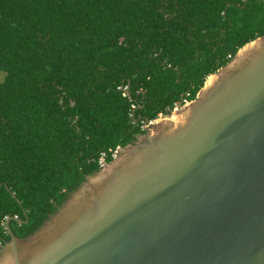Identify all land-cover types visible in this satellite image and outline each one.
<instances>
[{
  "label": "trees",
  "instance_id": "trees-1",
  "mask_svg": "<svg viewBox=\"0 0 264 264\" xmlns=\"http://www.w3.org/2000/svg\"><path fill=\"white\" fill-rule=\"evenodd\" d=\"M263 35L264 0H0L2 245Z\"/></svg>",
  "mask_w": 264,
  "mask_h": 264
},
{
  "label": "water",
  "instance_id": "water-1",
  "mask_svg": "<svg viewBox=\"0 0 264 264\" xmlns=\"http://www.w3.org/2000/svg\"><path fill=\"white\" fill-rule=\"evenodd\" d=\"M144 129L0 264H264V35Z\"/></svg>",
  "mask_w": 264,
  "mask_h": 264
},
{
  "label": "built area",
  "instance_id": "built-area-1",
  "mask_svg": "<svg viewBox=\"0 0 264 264\" xmlns=\"http://www.w3.org/2000/svg\"><path fill=\"white\" fill-rule=\"evenodd\" d=\"M190 102V100H188V99H184V101H183V103H189ZM151 122H154V121H151ZM119 152H120V148H118L116 151H115V153H114V157L116 158L118 155H119ZM105 157H106V155H104L103 157H102V159H101V164H102V166H104V164H105ZM2 241H0V247L2 246Z\"/></svg>",
  "mask_w": 264,
  "mask_h": 264
},
{
  "label": "rangeland",
  "instance_id": "rangeland-1",
  "mask_svg": "<svg viewBox=\"0 0 264 264\" xmlns=\"http://www.w3.org/2000/svg\"><path fill=\"white\" fill-rule=\"evenodd\" d=\"M163 115V114H162ZM161 117V116H160ZM160 117L157 119V120H155L154 122H157V121H159L160 120Z\"/></svg>",
  "mask_w": 264,
  "mask_h": 264
}]
</instances>
